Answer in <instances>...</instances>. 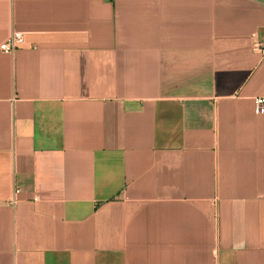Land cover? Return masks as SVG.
I'll return each instance as SVG.
<instances>
[{"label": "crops", "instance_id": "crops-1", "mask_svg": "<svg viewBox=\"0 0 264 264\" xmlns=\"http://www.w3.org/2000/svg\"><path fill=\"white\" fill-rule=\"evenodd\" d=\"M0 264H264V0H0Z\"/></svg>", "mask_w": 264, "mask_h": 264}, {"label": "built area", "instance_id": "built-area-1", "mask_svg": "<svg viewBox=\"0 0 264 264\" xmlns=\"http://www.w3.org/2000/svg\"><path fill=\"white\" fill-rule=\"evenodd\" d=\"M252 39L253 49L264 54V42L261 36L257 33H254L252 35ZM24 42V32L16 31L13 32L9 38L1 44L0 49L5 53H12ZM255 112L256 114H264V97H257L255 99Z\"/></svg>", "mask_w": 264, "mask_h": 264}]
</instances>
